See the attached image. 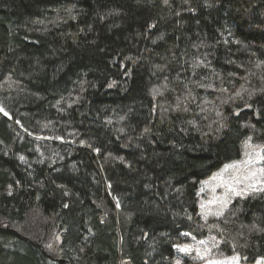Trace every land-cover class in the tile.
<instances>
[{
  "label": "trees",
  "instance_id": "16d2710c",
  "mask_svg": "<svg viewBox=\"0 0 264 264\" xmlns=\"http://www.w3.org/2000/svg\"><path fill=\"white\" fill-rule=\"evenodd\" d=\"M264 142V0H0V264L264 256V190L201 182Z\"/></svg>",
  "mask_w": 264,
  "mask_h": 264
},
{
  "label": "rangeland",
  "instance_id": "374dc122",
  "mask_svg": "<svg viewBox=\"0 0 264 264\" xmlns=\"http://www.w3.org/2000/svg\"><path fill=\"white\" fill-rule=\"evenodd\" d=\"M262 157H264V142L247 136L241 157L226 164L201 182L198 204L200 214L205 220L223 216L234 199L264 190V173L260 172V169H264ZM236 192L242 195H236ZM201 241L204 243H200ZM215 244H218V241L214 237L192 238L190 243L177 247L181 255L174 264H209L210 261H220L222 264H264V256L253 263H244L237 254L217 255L213 251ZM184 246H188L187 252L181 250Z\"/></svg>",
  "mask_w": 264,
  "mask_h": 264
},
{
  "label": "snow or ice",
  "instance_id": "6c2138e0",
  "mask_svg": "<svg viewBox=\"0 0 264 264\" xmlns=\"http://www.w3.org/2000/svg\"><path fill=\"white\" fill-rule=\"evenodd\" d=\"M167 2H168V0H165V3H167ZM262 159H264V157H262ZM226 167H228V166H226ZM260 172L264 173V169H260ZM252 175L254 176L255 173H253ZM235 194L236 195H242V193H240V192H236ZM202 207H203V205H202ZM216 215H220V213H216ZM200 243H204V241H201ZM181 250L187 252L189 250V248H188V246H184ZM209 264H222V262H220V261H210Z\"/></svg>",
  "mask_w": 264,
  "mask_h": 264
}]
</instances>
